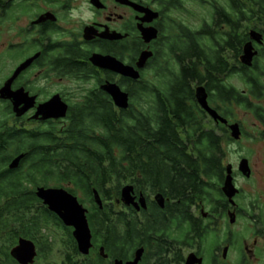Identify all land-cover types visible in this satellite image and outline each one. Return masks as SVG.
Instances as JSON below:
<instances>
[{
	"label": "flooded vegetation",
	"instance_id": "af4514ba",
	"mask_svg": "<svg viewBox=\"0 0 264 264\" xmlns=\"http://www.w3.org/2000/svg\"><path fill=\"white\" fill-rule=\"evenodd\" d=\"M130 1L149 8L153 13L147 15L120 0H0V127L34 132L44 145L52 149L47 152L55 153L52 142L59 139L63 128L83 108H88V112L98 109L97 113H102V119H105L106 111L111 107L112 113L120 120L125 111L139 104L136 99L146 86L190 91V96L185 98L181 120H173L175 129L187 152L193 154L204 150L196 146V141L201 140L204 134L210 133L214 139L224 137L223 166L226 176L231 167L239 192L232 199L225 195L224 207L220 206V198L216 195L199 198L191 205L185 202L184 209L188 210L190 206L192 215L210 229L217 230L218 237L208 240V245L201 246L195 242L192 247L180 246L183 264L191 253L202 258L201 264H229L228 256L233 247L231 233L225 236V244L222 245V214L223 220L228 217L229 221L234 214L235 222L229 224H236L238 218L246 215L253 218L254 242L252 247L246 244L245 250L250 258H255L259 241L264 239V203L254 198L249 205L242 204L244 199H240L244 191L237 184V176L252 179V161L249 156H241L237 166L224 161L228 156L226 145L240 143L248 135L246 125L236 117L237 105L243 106L254 118L255 126L264 128V22L261 27L253 21L245 25L246 44L251 43L254 51L250 64L242 61L246 44L239 57L227 48L221 61L219 34L227 27L220 28L211 20L213 4L190 5L205 10H202L203 16L198 15L201 19L196 21L188 16L194 15L191 11L173 10L170 4H162L163 0ZM142 27L156 31V36L149 43L143 40ZM253 31L260 34L259 41L252 37ZM144 51L150 52L151 56L144 68L139 69L138 63ZM96 55L113 57L134 67L140 72V78L134 79L96 65L92 61ZM194 69V77H187L186 71ZM236 77L241 81L240 85L233 83ZM111 84L129 95L127 109L119 107L105 89ZM3 90H6L4 97L1 94ZM199 90L206 96L210 110L203 106ZM236 95L244 102H237ZM62 103L68 108L67 114L62 118L56 117ZM49 106L53 109H48ZM152 106L151 119L154 130H157L161 127V101L153 99ZM168 110L172 112L173 107ZM243 160L248 162L250 176H245L240 170ZM141 167L138 164L135 168L133 182L125 184L133 186L135 204L127 205L122 200L119 203L123 213L133 214L136 224L144 222L146 217L155 222L157 215L167 214L173 208L177 210L176 205L181 203L165 193L144 190L165 183L158 184L159 181L151 177L148 180ZM206 182L209 183L208 180ZM172 233V229L164 233L154 232L150 238L160 243L169 242ZM134 238L139 245L126 262L133 260L136 251L143 248L139 264H145L143 240L147 237L136 230ZM247 259L233 264H245Z\"/></svg>",
	"mask_w": 264,
	"mask_h": 264
},
{
	"label": "trees",
	"instance_id": "16d2710c",
	"mask_svg": "<svg viewBox=\"0 0 264 264\" xmlns=\"http://www.w3.org/2000/svg\"><path fill=\"white\" fill-rule=\"evenodd\" d=\"M161 3L170 4L177 11L188 10L187 5L213 4L211 20L220 28L227 27L219 34L221 61L227 48L236 57L241 55L248 39L247 22L253 21L259 27L264 22V0H163ZM195 74V69L186 71L189 78ZM175 88L146 86L136 99L139 104L125 111L120 120L111 107L105 119L102 113H97L98 109L94 112L81 109L63 128L59 139L52 142L55 153L47 152L52 149L34 132L0 127V264H20L12 257L11 249L21 237L37 245L34 264H115V259L126 262L139 245L134 238L136 230L147 237V240L141 238L146 248L145 264H183L180 246L192 247L195 242L208 245V240L218 237L217 230L196 219L190 206L185 210L183 205L209 195L218 196L220 206L226 204L224 137L214 139L210 133L204 134L196 141V146L204 150L199 154L188 153L173 120H181L185 98L191 93ZM153 99L161 101L162 108L161 127L157 130L151 119ZM236 100L244 102L238 95ZM172 107L170 112L168 109ZM20 154L25 157L19 167L10 169V163ZM138 164L148 180L151 177L158 184L165 183L144 190L162 192L181 201L176 205L177 210L160 213L155 222L146 217L144 222L136 224L133 214L123 213L117 203L125 184L133 182ZM40 186L65 187L75 195L81 194L79 200L89 206L88 220L93 234L94 247L89 255L80 253L73 228L65 226L37 197L36 189ZM95 189L101 195L103 208L95 202ZM168 229L173 232L171 241L160 243L150 238L154 232L164 233ZM101 246L108 258L100 254Z\"/></svg>",
	"mask_w": 264,
	"mask_h": 264
},
{
	"label": "water",
	"instance_id": "95a60500",
	"mask_svg": "<svg viewBox=\"0 0 264 264\" xmlns=\"http://www.w3.org/2000/svg\"><path fill=\"white\" fill-rule=\"evenodd\" d=\"M123 3L131 4L135 6L141 12H146L147 15L152 14L153 12L149 8H143L130 0H120ZM156 15V14H155ZM148 20V19H144ZM143 40L146 43H149L155 36L156 31L153 28H144L141 29ZM252 37L254 39L260 40L261 36L256 31L252 32ZM151 53L144 51L141 55L140 61L138 63L139 69L144 68L146 62L150 58ZM254 56V51L251 43L246 44L244 48V54L242 56V61L245 64H250ZM92 61L101 67H106L112 69L118 73H122L124 76H128L134 79L140 78V72L134 67L125 65L119 62L113 57H104L101 55H96ZM108 93L113 97L116 104L124 109L129 107V95L126 92H123L118 86L111 84L110 86L105 87ZM6 90L2 91V97L5 96ZM198 96L202 101L203 106L210 110L206 103V96L203 94L202 90H199ZM48 109H53L51 106ZM67 106L62 103L61 106L57 109L56 117H65L67 114ZM42 111V110H41ZM213 113V112H212ZM235 128V127H234ZM236 129V128H235ZM239 133V130L236 129ZM237 136V135H236ZM25 157L24 154L16 156L10 163V169H16L19 167L21 160ZM240 170L245 176H250L251 171L248 166L247 160H243L240 166ZM134 188L132 185H126L122 188L121 199L117 200L119 204L121 200L127 204H135V198L133 196ZM224 193L232 199L238 192V188L235 186L232 176V170L229 166L227 177L223 187ZM36 195L43 203L49 208L50 211L54 212L64 223L65 226L73 228V235L77 241L78 249L81 254L89 255L91 249L94 247L93 244V234L88 220V208L79 200V197L74 193L70 192L65 187H45L40 186L36 189ZM94 199L96 204L103 208V200L99 192L94 190ZM159 199V197H158ZM141 203L145 207V201L141 198ZM230 222H235L234 214L230 216ZM144 249L140 248L136 251L135 257L130 261H123L121 259H115V264H139L142 259ZM100 254L104 258H108L109 255L105 253V248L101 246L99 248ZM38 254V249L36 243L28 238L21 237L18 243L11 249L12 257L17 260L20 264H34L35 259ZM202 258L196 256L195 253H191L185 264H201Z\"/></svg>",
	"mask_w": 264,
	"mask_h": 264
},
{
	"label": "rangeland",
	"instance_id": "374dc122",
	"mask_svg": "<svg viewBox=\"0 0 264 264\" xmlns=\"http://www.w3.org/2000/svg\"><path fill=\"white\" fill-rule=\"evenodd\" d=\"M188 11L194 13L193 16L188 15L193 20L201 19L200 16H203L204 12L202 7H191L190 5L187 6ZM205 11V10H204ZM190 13V12H188ZM200 14V16H198ZM147 81L150 80V75L146 74ZM232 80V79H231ZM233 83L240 85L241 81L236 77L233 78ZM264 100V98H262ZM236 117L239 120L243 121L246 125V132H247V139L241 141L240 143H233L226 145V150L228 151V156L225 158V163H232L236 166L239 164L240 157H247L249 156L252 161V167L254 170V174L252 179H247L246 177L237 176V184L239 187L243 189V198L240 200L242 204L249 205L251 199L259 198L256 201L261 200L264 203V128L255 126L254 118L247 113L243 106H236ZM249 138V139H248ZM81 198V194L77 195ZM88 209V204H84ZM121 210V207H120ZM229 218L225 217V220L221 219L222 230H221V242L222 245L225 243V236H228V233H231V246L233 250L229 257V264H233L234 262L245 259L246 257L247 262L245 264H264V239H260L259 241V250H257L256 257L250 258L249 253L245 250L246 244L249 247L253 246L254 242V230L253 228L254 220L253 218L248 217L247 215L241 218H238L236 224H229ZM224 232V233H222ZM224 235V236H223ZM233 244V245H232ZM259 252V253H258ZM220 258H222V251L220 252ZM252 263H249L248 261Z\"/></svg>",
	"mask_w": 264,
	"mask_h": 264
}]
</instances>
